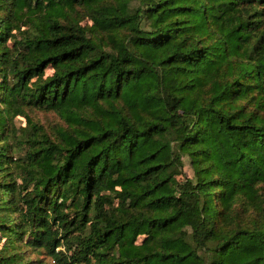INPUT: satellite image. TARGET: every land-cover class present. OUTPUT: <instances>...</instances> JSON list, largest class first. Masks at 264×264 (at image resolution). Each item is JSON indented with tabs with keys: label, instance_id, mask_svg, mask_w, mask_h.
<instances>
[{
	"label": "trees",
	"instance_id": "trees-1",
	"mask_svg": "<svg viewBox=\"0 0 264 264\" xmlns=\"http://www.w3.org/2000/svg\"><path fill=\"white\" fill-rule=\"evenodd\" d=\"M0 237V264H264V0H0Z\"/></svg>",
	"mask_w": 264,
	"mask_h": 264
},
{
	"label": "rangeland",
	"instance_id": "rangeland-1",
	"mask_svg": "<svg viewBox=\"0 0 264 264\" xmlns=\"http://www.w3.org/2000/svg\"><path fill=\"white\" fill-rule=\"evenodd\" d=\"M85 23V20L82 21V24ZM26 30V27H21L20 32L18 36H22V33ZM12 42L8 41L7 46H11ZM49 74V71H48ZM28 116L33 120V122L38 123L42 125L44 128L49 129V128H54L58 127L61 125L60 121L58 118L52 113V112H46V111H37L33 110L30 112H27ZM13 124L16 129L23 128L25 126V119L22 117H17L14 119ZM20 156L23 157V153H20ZM184 173L187 177L191 175V171L185 162V167H184ZM20 182V181H18ZM242 209V208H241ZM240 213H242V217L246 215V212H243V210H240ZM4 244V240L0 237V248ZM26 259L36 262L39 264H54L53 261L49 258L46 257L45 255L39 253V252H33L32 250L28 249L25 254Z\"/></svg>",
	"mask_w": 264,
	"mask_h": 264
}]
</instances>
